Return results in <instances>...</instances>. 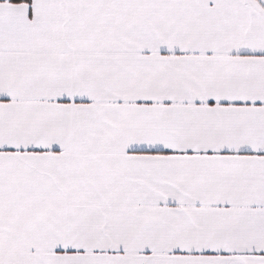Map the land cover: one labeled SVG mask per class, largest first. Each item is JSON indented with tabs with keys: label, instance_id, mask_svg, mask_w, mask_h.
<instances>
[{
	"label": "snow or ice",
	"instance_id": "snow-or-ice-1",
	"mask_svg": "<svg viewBox=\"0 0 264 264\" xmlns=\"http://www.w3.org/2000/svg\"><path fill=\"white\" fill-rule=\"evenodd\" d=\"M0 264H264V0H0Z\"/></svg>",
	"mask_w": 264,
	"mask_h": 264
}]
</instances>
